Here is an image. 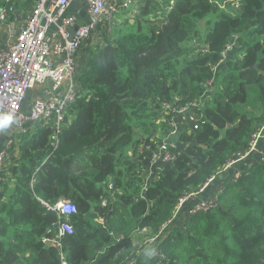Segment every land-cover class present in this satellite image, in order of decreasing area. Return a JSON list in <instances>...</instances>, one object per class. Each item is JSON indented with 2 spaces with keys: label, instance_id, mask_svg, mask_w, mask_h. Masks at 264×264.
Masks as SVG:
<instances>
[{
  "label": "trees",
  "instance_id": "obj_1",
  "mask_svg": "<svg viewBox=\"0 0 264 264\" xmlns=\"http://www.w3.org/2000/svg\"><path fill=\"white\" fill-rule=\"evenodd\" d=\"M27 2L26 18L38 0ZM92 33L102 40L87 47L60 132L39 125L21 145L15 190L0 181V264H61L63 254L67 264H264L262 157L226 181L210 209L177 213L264 125V0H127ZM234 37L235 57L216 75ZM166 105L203 120L147 186L141 149L155 138L143 135L158 128L155 119L172 129L160 119L172 116ZM42 200L77 207L63 252L53 241L59 216ZM141 234L146 252L135 243Z\"/></svg>",
  "mask_w": 264,
  "mask_h": 264
},
{
  "label": "built area",
  "instance_id": "obj_2",
  "mask_svg": "<svg viewBox=\"0 0 264 264\" xmlns=\"http://www.w3.org/2000/svg\"><path fill=\"white\" fill-rule=\"evenodd\" d=\"M74 1H81L87 5L90 22L79 27L72 36L71 31L77 19L74 15H67L66 10ZM114 10L115 5L111 0H38L27 16L26 24L19 28L16 35L14 34L8 50L0 52V120L5 115H11L16 118L20 126L26 123L51 125L56 133H59L66 111L77 97L75 69L79 49L92 34L98 22L103 18L111 17ZM12 11H14L13 6H4L0 10V18L7 21L8 14ZM11 30H15L13 24H11ZM228 48L230 50L231 46ZM40 86L45 87V98L35 100L28 112H23L22 106L27 93ZM165 108L178 112L184 118V122L187 120L195 122L194 130L199 128L200 118L190 114L189 106L178 110L173 105H166ZM169 123L171 127H174L172 133L175 132L177 125L172 118ZM168 138L169 136L162 140L155 138V146L150 147L151 153L148 159L150 166L157 163L170 164L175 159L176 154ZM263 139L264 125L252 134L249 149L231 160L225 166V171L244 161ZM260 157L264 160V151ZM4 158V154L0 155V166ZM154 176L151 168V173L147 176L148 184ZM109 187H112V184ZM207 187L201 188V194ZM196 196L195 193L183 196L179 200L177 213ZM215 201V197L199 200L192 209L194 211L208 210L215 205ZM42 202L59 216L58 234L53 241L63 252L60 239L74 233L73 227L65 218L77 213V207L68 200H60L53 205L43 200ZM61 264H67L64 254Z\"/></svg>",
  "mask_w": 264,
  "mask_h": 264
},
{
  "label": "crops",
  "instance_id": "obj_3",
  "mask_svg": "<svg viewBox=\"0 0 264 264\" xmlns=\"http://www.w3.org/2000/svg\"><path fill=\"white\" fill-rule=\"evenodd\" d=\"M7 1V0H6ZM113 4L117 7H120L125 4L127 0H111ZM22 9L17 10L14 8V11L8 16L7 21H3L0 18V52L8 50L10 44L13 41V37L17 34L19 28L24 26L27 22L26 14L28 13L29 8L28 6L31 5L30 2L27 0H21ZM3 5L0 6V10L4 8ZM27 8V9H26ZM67 15H74L76 16V23L72 30H75L77 27H81L84 24L90 22V14L88 11V7L84 2L81 1H74L72 2L66 10ZM11 24L14 25L15 30H11ZM15 34V35H14ZM90 39V41H87ZM83 47L79 49L77 54V63H76V76L80 74L85 67V64L88 60V53L87 47L90 45L92 48L97 47L98 44L101 42V37L99 35L92 33L88 38ZM237 53V52H236ZM238 54V53H237ZM231 56L235 55L234 52L230 54ZM214 88V87H213ZM46 96L45 87H37L32 89L27 93L26 99L23 103L22 110L23 112H28L31 104L37 99H44ZM160 119L162 122L170 120L172 118L175 125H177L176 119L179 117V113L176 111L171 112V117L169 114L164 113V111H160ZM6 116V115H5ZM4 116V117H5ZM158 118V117H157ZM3 119V118H2ZM1 119V120H2ZM184 118H180L179 122L186 125L187 122L183 121ZM158 128H154L153 133H149L148 136L143 135L145 138L147 137H154L158 139H164L167 136V131L169 130L167 127L166 129L160 128V123L155 119ZM170 124V123H169ZM38 124L26 123L23 126H20L19 123L16 121L14 117L10 123L6 126L0 127V155L4 154V162L0 166V181L1 183H5V185L9 188L10 191H14V183H15V170L19 166L18 158L21 154V145L24 143V139L26 137L31 136L36 130ZM174 128V127H173ZM174 130V129H173ZM138 134H142L141 131H138ZM6 140L9 142L6 144ZM264 151V139L256 146V148L249 154V156L242 162L237 163L238 165L233 166V168L229 169L224 174L220 175L216 179H214L209 185L208 188L197 198L192 200L193 202L188 203L187 208L189 205H193L196 201L204 200L209 197L211 194H215L214 197H217L220 192L221 188L224 186L226 181L228 180H236L237 176L241 173V171L245 168H251L256 162L260 159L262 152ZM141 155L144 157L146 164H149L148 159L150 157L151 149L149 147H145L141 149ZM136 159V158H135ZM160 167V166H158ZM148 178V177H147ZM145 183L148 184V179L145 180ZM1 191L3 187H0ZM7 190V189H6ZM217 192V194H216ZM103 220V219H99ZM47 239V238H46ZM49 240V239H48Z\"/></svg>",
  "mask_w": 264,
  "mask_h": 264
},
{
  "label": "water",
  "instance_id": "obj_4",
  "mask_svg": "<svg viewBox=\"0 0 264 264\" xmlns=\"http://www.w3.org/2000/svg\"><path fill=\"white\" fill-rule=\"evenodd\" d=\"M79 27H77L75 30L71 31L72 36L74 35L75 31L78 29ZM224 64L221 66V68H223ZM220 69V68H218ZM16 119V118H15ZM179 119L180 117H178L176 119L177 122V126H176V131L171 133L170 131H167V136H169L168 141L172 144L174 150H175V154H179L186 146V143L181 141V135L184 132H187L189 130H194V123L193 121L187 120V124H179ZM17 121V120H16ZM9 142V140H6V144ZM163 164L157 163L154 166H151L152 168V172H153V176H154V171L158 166H162ZM145 192L146 189L143 191V196H145ZM49 245L52 244L51 242L48 243Z\"/></svg>",
  "mask_w": 264,
  "mask_h": 264
},
{
  "label": "clouds",
  "instance_id": "obj_5",
  "mask_svg": "<svg viewBox=\"0 0 264 264\" xmlns=\"http://www.w3.org/2000/svg\"><path fill=\"white\" fill-rule=\"evenodd\" d=\"M236 40H237V38L236 37H234V39L229 43V44H227L226 45V47H225V49H224V51H223V56L225 57V60L220 64V65H218V66H216L214 69H215V72H216V75H217V72L219 71V69L218 68H221V66L224 64H226V61L228 60V59H230V58H233V57H235V55H233V56H231L230 54L232 53V52H235V50H237V48H236ZM204 46V45H203ZM228 46H231V49L230 50H228L229 48H228ZM238 55V57L239 58H242L243 57V53H240V54H237ZM236 55V56H237ZM214 85V84H213ZM179 117L180 118H182V116L181 115H179ZM12 120V116L11 115H7V116H5V117H3V119L2 120H0V127H2V126H4V125H8L9 123H10V121ZM203 119L202 118H200V122L202 121ZM179 124H182L181 122H179ZM262 127V126H261ZM168 131H170L171 133H172V131H173V127H172V129H170V130H168ZM175 131H176V129H175ZM189 131H191V130H189ZM189 131H187V132H184V133H186V134H192V132H195L196 130H192V132H189ZM183 142V141H182ZM261 142V141H260ZM174 152H175V150H174ZM177 155V154H176ZM143 195V194H142ZM67 221H69V217H67V218H65ZM69 223H70V221H69Z\"/></svg>",
  "mask_w": 264,
  "mask_h": 264
},
{
  "label": "rangeland",
  "instance_id": "obj_6",
  "mask_svg": "<svg viewBox=\"0 0 264 264\" xmlns=\"http://www.w3.org/2000/svg\"><path fill=\"white\" fill-rule=\"evenodd\" d=\"M242 53V52H241ZM238 54H240V52H238ZM49 83V82H48ZM216 194H217V192H216ZM190 202H193V201H190ZM196 202H198V201H196ZM196 202L192 205V206H194L195 204H196ZM188 203L189 202H187L184 206H187L188 205ZM141 236L142 237H136V241H135V243L136 244H141L142 245V247L144 248V250L145 251H147V249H148V242L150 241V239H149V237H147V234H141ZM159 237H160V235L159 236H157V237H154L155 239H159ZM127 264V263H126ZM129 264V263H128Z\"/></svg>",
  "mask_w": 264,
  "mask_h": 264
},
{
  "label": "snow or ice",
  "instance_id": "obj_7",
  "mask_svg": "<svg viewBox=\"0 0 264 264\" xmlns=\"http://www.w3.org/2000/svg\"><path fill=\"white\" fill-rule=\"evenodd\" d=\"M4 126H6V125H4ZM58 207H62V205H58Z\"/></svg>",
  "mask_w": 264,
  "mask_h": 264
},
{
  "label": "flooded vegetation",
  "instance_id": "obj_8",
  "mask_svg": "<svg viewBox=\"0 0 264 264\" xmlns=\"http://www.w3.org/2000/svg\"><path fill=\"white\" fill-rule=\"evenodd\" d=\"M197 131V130H196Z\"/></svg>",
  "mask_w": 264,
  "mask_h": 264
}]
</instances>
